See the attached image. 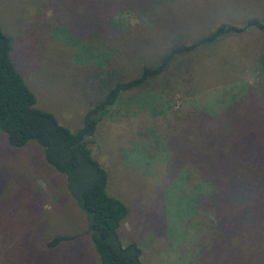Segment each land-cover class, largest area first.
Segmentation results:
<instances>
[{"label":"rangeland","instance_id":"rangeland-1","mask_svg":"<svg viewBox=\"0 0 264 264\" xmlns=\"http://www.w3.org/2000/svg\"><path fill=\"white\" fill-rule=\"evenodd\" d=\"M201 1L209 5L211 0ZM237 1L215 0L209 16L195 5L199 0H177L159 13L146 14L151 15L148 19L127 14L123 19L128 28L102 31L101 38L88 16L71 9L69 0H0V26L12 40V58L35 94L36 106L74 132L100 94L97 66L117 68L130 79L143 64L156 63L173 43L190 42L216 26L224 17L216 16L218 12L232 11L229 21L236 24L249 14L264 15V0ZM61 27L93 48L82 53L74 49ZM261 54L260 32L225 36L176 59L146 87L123 94L98 124L91 155L106 170L107 193L128 208L118 232L124 244H138L142 264H231L233 251L215 250L195 213L206 184L190 180V165L180 150L188 145L184 136L192 119L210 127L217 124L215 113L233 98L231 90L247 84L264 91V72L257 63ZM26 212L38 226V245L57 235L76 237L54 250L41 245L49 260L99 264L83 213L68 196L63 178L44 163L34 144L13 149L0 132V226L9 224L11 230Z\"/></svg>","mask_w":264,"mask_h":264},{"label":"trees","instance_id":"trees-1","mask_svg":"<svg viewBox=\"0 0 264 264\" xmlns=\"http://www.w3.org/2000/svg\"><path fill=\"white\" fill-rule=\"evenodd\" d=\"M176 1L69 0L71 9L88 16L96 37L101 38L102 31L112 33L128 28L123 19L127 14H139L142 18L141 15L159 13ZM178 1L180 4L185 0ZM186 1L193 4L192 0ZM214 1L209 5L203 1L195 5L203 7L204 13L210 16ZM223 12L216 14L224 17L217 19L218 24L212 29L190 42L173 43L156 63L143 64L133 78L125 79L117 68H105L106 64L97 66L100 94L91 102L81 126L74 132L59 124L52 113L36 106L35 94L12 58V40L0 26V132L13 149L34 144L44 163L63 178L68 196L83 213L85 233L99 264L142 263L138 244H124L118 232L128 208L107 193L106 170L91 155L90 145L97 126L123 94L140 90L163 76L176 59L210 47L225 36L250 29L264 36L263 14H249L236 24L229 21L234 15L232 11ZM150 17L146 15V19ZM61 29L66 42L79 52L93 48L80 43L66 28ZM257 63L258 69L264 72V54L258 57ZM231 91L234 95L227 107L223 105L215 113L220 118L214 127L206 125L204 120L190 121L184 136L189 142L180 152L190 165V180L206 184V194L198 198L195 213L211 234V246L215 250L225 247L224 250L233 251V257L229 258L231 264H264V91L247 84ZM31 215V212L19 215L22 216L20 225L14 224L11 230L9 224L0 226V264H55L43 255L40 246L44 244L54 250L64 242L75 240V236L57 235L38 245L34 242L38 226ZM9 220L5 218L4 222ZM24 223L29 225L28 229H20ZM232 243H235L233 247Z\"/></svg>","mask_w":264,"mask_h":264}]
</instances>
